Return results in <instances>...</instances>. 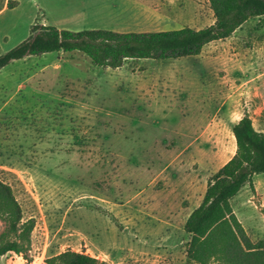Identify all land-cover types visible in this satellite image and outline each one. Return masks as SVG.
Returning <instances> with one entry per match:
<instances>
[{
  "label": "rangeland",
  "instance_id": "rangeland-1",
  "mask_svg": "<svg viewBox=\"0 0 264 264\" xmlns=\"http://www.w3.org/2000/svg\"><path fill=\"white\" fill-rule=\"evenodd\" d=\"M213 21L208 0H0V54L35 23L148 31ZM244 114L264 132V15L198 55L109 68L59 50L10 62L0 70L1 176L34 226L25 255L0 264H44L66 249L104 264H186L184 223L233 155ZM252 181L230 203L256 241L264 172Z\"/></svg>",
  "mask_w": 264,
  "mask_h": 264
},
{
  "label": "trees",
  "instance_id": "trees-1",
  "mask_svg": "<svg viewBox=\"0 0 264 264\" xmlns=\"http://www.w3.org/2000/svg\"><path fill=\"white\" fill-rule=\"evenodd\" d=\"M214 21L199 29L115 31L104 28L71 31L33 24L30 34L0 54V69L30 55L78 51L100 67L119 68L128 60H157L198 55L211 41L229 37L246 20L264 15V0H208ZM12 1H9L11 6ZM233 155L209 178L200 203L190 212L184 231L189 235L186 264H264V238L253 241L230 203L254 173L264 172V132L244 114L232 126ZM0 169V258L7 252L25 255L34 223L22 220L13 187ZM44 264H104L84 251L66 249L44 259Z\"/></svg>",
  "mask_w": 264,
  "mask_h": 264
},
{
  "label": "crops",
  "instance_id": "crops-1",
  "mask_svg": "<svg viewBox=\"0 0 264 264\" xmlns=\"http://www.w3.org/2000/svg\"><path fill=\"white\" fill-rule=\"evenodd\" d=\"M242 25H243V24H242ZM242 25H241V26H242ZM237 29H238V28H237ZM237 29H236V30H237ZM236 30H235V31H236ZM235 31H234V32H235ZM230 36H231V35H230ZM23 58H24V57H23ZM17 60H18V59H17ZM2 68H3V67H2ZM2 68H1V69H2ZM1 69H0V70H1Z\"/></svg>",
  "mask_w": 264,
  "mask_h": 264
}]
</instances>
